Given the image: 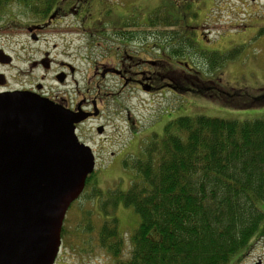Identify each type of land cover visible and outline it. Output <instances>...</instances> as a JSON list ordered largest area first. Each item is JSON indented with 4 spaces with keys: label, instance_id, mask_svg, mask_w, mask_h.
<instances>
[{
    "label": "trees",
    "instance_id": "obj_1",
    "mask_svg": "<svg viewBox=\"0 0 264 264\" xmlns=\"http://www.w3.org/2000/svg\"><path fill=\"white\" fill-rule=\"evenodd\" d=\"M61 1L0 0V21L12 4L22 6L27 14L46 17ZM164 1L150 7L151 12L140 4L143 14L147 13L140 18L143 24L174 25L177 14L183 12L180 5L172 11L173 4ZM86 3L89 19L98 18L104 1ZM165 32L173 62L200 49L213 72L234 59L229 53L204 51L194 34ZM168 78L177 94L194 93L235 109L264 107V87H225L221 76L208 79L203 71L188 66H170ZM155 138L145 146L143 157L126 164L134 171L127 190L97 194L94 189L93 198L104 200L100 207L106 216L104 224L93 225L91 213L85 212L84 232H95L98 245L113 264H231L264 239V118L181 116L168 122ZM121 206L131 207L140 219L129 233L121 231L119 218L114 216ZM62 237L71 240L66 226Z\"/></svg>",
    "mask_w": 264,
    "mask_h": 264
},
{
    "label": "rangeland",
    "instance_id": "obj_2",
    "mask_svg": "<svg viewBox=\"0 0 264 264\" xmlns=\"http://www.w3.org/2000/svg\"><path fill=\"white\" fill-rule=\"evenodd\" d=\"M112 1L124 2V10L130 11L133 8L132 11L139 15L143 11L136 10L135 5L144 4L150 8L163 4L161 2L164 0ZM169 1L173 4L172 11H176L184 0ZM190 7H193L199 14L190 19L191 21L187 20L189 17L185 20L179 13L177 19L174 20V25L169 27H148L138 20L136 24L133 23L134 29L147 31L151 28L169 32L186 31L194 34L198 38L200 48L204 51L229 53L234 59H228L222 68L210 72L208 70L210 64L205 60L200 49H196V52L190 49V53L194 54L182 59L185 65L189 63L191 67L203 71L208 79L218 80L221 76V84L225 87H247L249 89L264 87V0H192ZM161 10L164 11V8ZM26 12L22 6L12 4L3 19L12 16L10 18L15 17L27 22L37 16ZM79 24L74 17L64 18L63 22L41 32L43 37L39 43L31 42L26 32L23 31H11L10 35L3 33L4 37L0 39V46L5 49L11 48L19 55L20 61L17 62L16 73L20 77L21 72L25 71V78L22 80H37L45 74L42 68H35L33 72H30V64L33 60L40 59L44 51L49 50L57 61L67 60L77 67L75 79L80 88H85L88 76L92 74L94 61L102 59L101 57L107 51L105 48H115V45L110 41L104 43L103 40L97 39L89 48L87 43L89 39L84 35L81 36L78 31ZM185 24H189L191 28L185 29ZM192 31H196L197 34ZM54 44L57 46L55 49L52 48ZM136 50L139 51L140 47L136 46L133 52ZM106 57H109L107 53ZM185 65L182 64L181 67L187 69ZM57 69L55 67L47 73L46 84L49 86L53 84L52 80ZM12 73L15 74V71ZM59 87L61 90L68 88L73 93L72 95L76 90L74 80L65 88ZM102 89L119 92L122 90V84L116 77H109ZM118 100L120 104L129 106L132 115L136 116L138 133H133V129L126 124L124 115L123 118L116 116L111 118L108 124L111 138L103 142L101 147L99 139L94 141L93 148L98 157L95 171L80 198L69 208L65 224L67 230L75 231L73 238L71 237L75 244L67 249L60 264H113L112 257L98 245L95 232L87 234L82 230L83 227H78L86 225L84 223L87 221L86 211L91 208H100L104 203L102 198H93L94 189L98 194L102 191L129 188L134 179V171L127 168L126 164L143 157L145 146L163 133L168 122L181 116L197 115L239 121L264 118V107L235 109L194 93L175 95L173 92H166L165 95H147L140 89L127 87L119 95ZM120 104L109 99L106 114L114 116V112L121 110ZM102 122L107 123L105 119ZM95 125L96 123L86 125V131L90 132ZM109 209L113 211L111 207ZM92 216L95 224L99 225L101 219L98 218L97 213L94 212ZM114 216L119 218L121 231L124 233H129L140 223L139 216L131 207L123 209L121 206ZM108 217L111 218L112 215ZM64 243L66 244L65 240ZM129 248V244H126L125 253L129 252ZM259 258L264 264V239L258 240L250 252L246 253L236 264H253Z\"/></svg>",
    "mask_w": 264,
    "mask_h": 264
},
{
    "label": "flooded vegetation",
    "instance_id": "obj_3",
    "mask_svg": "<svg viewBox=\"0 0 264 264\" xmlns=\"http://www.w3.org/2000/svg\"><path fill=\"white\" fill-rule=\"evenodd\" d=\"M103 1L100 16L93 19H89L91 15L88 13L89 6L86 0H62L55 5L46 17L37 15L25 22L15 17L11 21L10 17L12 16H8L0 21V39L4 37L3 33L10 35L9 32L11 31H23L26 32L31 42L39 43L43 37L41 32L63 22L64 18L74 17L80 23L77 27L80 35H84L89 39L87 42L89 48L97 39L103 40L104 43L110 41L111 44L115 45V48H105L107 51L101 57L102 59L94 61L92 74L88 76L85 88H80L78 81L75 79L77 67L67 60L57 61L49 50L44 51L40 59L33 60L30 64V72H33L35 68H42L45 74L37 80H22L25 78V71L21 72L20 77L16 73L17 62L20 61L19 55L11 48L5 49L0 46V93L17 90L27 91L47 98L81 116H86L76 124V134L79 140L89 145L93 151L94 141L99 139V146L101 147L103 142L111 138L108 124L113 117L123 118L124 115L125 122L133 129V133H138L136 116L132 115L129 106L120 104V100H118L119 95L124 92V88L140 89L147 95H165L166 92H173L178 95L173 88V83L168 78V69L170 66L181 67L182 64L185 65L182 60L171 61L169 54L170 40L165 30L160 32L151 28L147 31L134 29V25L130 21L139 20L143 24L144 21H141L140 18H144V14L147 13L137 15V12L132 11L133 8L129 13L123 9L124 2ZM191 4L192 0H184L179 7V10L183 12L182 17L185 20L189 17L187 19L189 21L198 14L193 7H190ZM135 9L141 11L142 7L141 5H135ZM152 10L153 8H150L148 12ZM145 19L146 24H148V17H145ZM135 22L134 24H136ZM189 24H185V29L191 28ZM150 27L152 26L150 25ZM193 33L197 34L196 31ZM55 46L56 44L52 48L55 49L57 47ZM136 46H139L140 50L133 52ZM106 53L109 56L108 58ZM185 66L186 68L188 66L190 70L194 69L189 63H186ZM55 67L58 69L54 74L53 84L49 86L46 84V76ZM12 71H15V74ZM109 77H116L121 82V91L113 92L102 89ZM73 80L76 84L74 95L68 88H65ZM59 86L65 89L61 90ZM109 99L120 104L121 110L114 112V116L106 114ZM104 119L107 123L102 122ZM93 123H96V125L90 132H87L85 126ZM94 153L97 160L96 152L94 151ZM83 211L86 210L83 209ZM89 212L91 215L96 212L98 218L101 219L99 220L100 224L96 225L93 216H91L93 225L102 226L104 224L106 216L101 208H91ZM68 215L69 213L66 215L64 227ZM84 223L87 224L88 222L85 221ZM84 226L80 225L78 228L83 227L82 230L86 231ZM74 233V230L73 232L70 231L72 238ZM72 238L70 242L65 244V239L62 237L61 250L55 264H60V261L64 258L63 256L67 253V249L75 244ZM248 252L250 251L246 253ZM245 254L231 264H236L242 260ZM253 264H263V260L259 258Z\"/></svg>",
    "mask_w": 264,
    "mask_h": 264
},
{
    "label": "water",
    "instance_id": "obj_4",
    "mask_svg": "<svg viewBox=\"0 0 264 264\" xmlns=\"http://www.w3.org/2000/svg\"><path fill=\"white\" fill-rule=\"evenodd\" d=\"M86 116L27 91L0 93V264H55L66 214L96 167Z\"/></svg>",
    "mask_w": 264,
    "mask_h": 264
}]
</instances>
